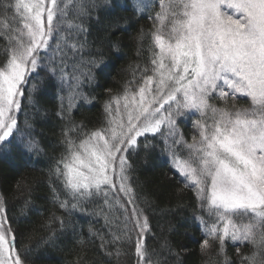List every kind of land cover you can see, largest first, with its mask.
<instances>
[{
  "label": "snow or ice",
  "instance_id": "1",
  "mask_svg": "<svg viewBox=\"0 0 264 264\" xmlns=\"http://www.w3.org/2000/svg\"><path fill=\"white\" fill-rule=\"evenodd\" d=\"M89 3L92 0H14L4 6L21 27L4 25L13 34L7 37L8 58L0 64V153L34 150L30 138L17 135L25 86L41 62L52 64L60 44L71 37V32L62 34L69 6H75L76 19L81 20L74 30L86 33L82 18L89 15ZM159 6L151 34V74L145 68L135 91L126 86L106 102L104 127L85 133L79 142L67 138L65 153L51 173L62 180L74 209L93 195H102L109 211L118 206L125 225L114 239L131 243L134 232L137 264H153L145 245L150 225L135 202L126 154L139 146V137L145 138L148 149L152 145L147 134H159L172 167L185 186L194 189L207 213V218H196L204 237L201 250L216 241L224 264H233L225 242L231 241L237 253L240 245L251 244L254 250L241 257V264H264V0H159ZM143 10L142 0H137L136 11ZM77 43L83 48L86 39ZM112 47L118 50V45ZM106 68L102 57L90 58L86 79L94 82L96 70ZM55 71L50 68L53 75ZM75 79L78 89L80 81ZM39 87V81L31 83L29 99ZM237 94L247 97L250 106L227 107ZM77 98L87 101L82 92L74 91L67 98L69 108ZM214 99L226 106L217 107L210 102ZM193 114L199 115L194 121L197 134L189 143L178 118ZM177 149L186 150V155ZM60 206L67 208L69 202ZM4 211L0 208V264H26Z\"/></svg>",
  "mask_w": 264,
  "mask_h": 264
},
{
  "label": "trees",
  "instance_id": "2",
  "mask_svg": "<svg viewBox=\"0 0 264 264\" xmlns=\"http://www.w3.org/2000/svg\"><path fill=\"white\" fill-rule=\"evenodd\" d=\"M9 2L14 0H0V64L8 58L7 37L13 34L4 25L11 29L21 27L18 18L12 19L13 11H5ZM110 2L112 7L109 0H92L94 7L89 3V15L82 18L87 29L84 34L74 30L81 20L76 19L75 6H69L68 23L62 34L72 35L67 43L60 44L52 64L43 60L32 74L18 113L17 135L30 138L34 150L0 153V202L14 229L16 249L26 264H137L135 233H131V243L114 239L124 232L123 211L118 206L109 211L102 195H93L72 208L73 201L62 180L51 173L65 153L67 138L79 142L85 133L104 127L106 102L122 94L126 86L135 91L145 68L151 74V34L157 24L159 0H142V13L136 11L137 0ZM85 39L81 48L77 41ZM72 44H76L75 49ZM113 44L118 45V50ZM92 57H102L107 68L103 72L96 70V80L90 83L86 75ZM53 66L54 75L50 72ZM76 77L80 81L78 89ZM33 81H39L40 87L29 99L28 89ZM74 91L82 92L87 101L77 98L69 108L67 98ZM210 102L217 107L226 106L219 99ZM249 106L250 101L244 96L227 102L229 108ZM198 118V114L178 118L179 130L189 143L197 134L194 121ZM208 118L210 122V113ZM162 131L166 134L167 127H162ZM138 142L139 146L126 154L131 166L128 174L135 202L149 221L145 245L153 264H224L218 242L211 241V248L201 250L204 237L196 218H207V213L200 207L194 189L186 187L183 177L172 167L164 138L147 134V142L152 145L148 149L144 148V137H139ZM177 150L182 157L186 155V150ZM62 201H68L69 206L62 208ZM127 207L131 209L132 205ZM131 228L129 223L128 229ZM225 244L233 264H241V257L254 250L251 244H244L237 253L231 241Z\"/></svg>",
  "mask_w": 264,
  "mask_h": 264
},
{
  "label": "rangeland",
  "instance_id": "3",
  "mask_svg": "<svg viewBox=\"0 0 264 264\" xmlns=\"http://www.w3.org/2000/svg\"><path fill=\"white\" fill-rule=\"evenodd\" d=\"M224 10H225V11H229V12L231 11V10L226 9V8H225ZM237 96H240V95L237 94ZM180 176H181V175H180ZM0 208H2V206H1V202H0Z\"/></svg>",
  "mask_w": 264,
  "mask_h": 264
}]
</instances>
